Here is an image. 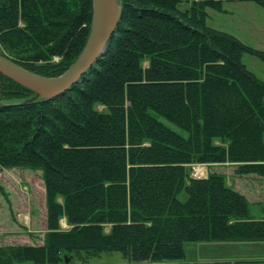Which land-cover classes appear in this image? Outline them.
<instances>
[{"label": "trees", "instance_id": "16d2710c", "mask_svg": "<svg viewBox=\"0 0 264 264\" xmlns=\"http://www.w3.org/2000/svg\"><path fill=\"white\" fill-rule=\"evenodd\" d=\"M119 2L105 53L71 89L44 98L0 73V167L42 172L47 225L41 244H1L0 264L111 250L152 264L184 259L189 241L264 240L225 173L190 172L230 162L264 183V79L243 60L264 50L208 24L223 0ZM92 18L93 0H0V52L60 75Z\"/></svg>", "mask_w": 264, "mask_h": 264}, {"label": "rangeland", "instance_id": "374dc122", "mask_svg": "<svg viewBox=\"0 0 264 264\" xmlns=\"http://www.w3.org/2000/svg\"><path fill=\"white\" fill-rule=\"evenodd\" d=\"M241 1L223 0L221 8L208 7V24L234 33L249 45L264 50V6L258 5L259 3L254 0ZM185 6V4H181L182 8ZM59 59L60 57L57 55L53 61ZM243 60L249 69L264 79V59L251 53H245ZM1 83L0 78V88H2ZM98 108L103 109L102 106H98ZM216 164L221 163H204L205 175L209 171H224V166H216ZM230 169L232 171L234 167H230ZM232 174L234 173L231 172ZM227 175L230 178V175ZM260 179L246 175L241 180L243 191L250 194L251 199L254 194L264 199V183L260 182ZM251 184L256 188L254 186L250 188ZM180 197L186 198V193L182 192ZM62 225L68 227L66 218L62 219ZM46 231V191L42 172L20 166L0 167V245L41 244ZM262 245L264 242L259 243L252 240L189 241L185 244L186 256L184 259L152 264H231L218 261L230 257H252L261 253ZM81 253L83 254L74 257L69 262L59 260L44 264H130L128 258L119 250L103 251L97 254ZM17 264L38 263L26 259Z\"/></svg>", "mask_w": 264, "mask_h": 264}, {"label": "water", "instance_id": "95a60500", "mask_svg": "<svg viewBox=\"0 0 264 264\" xmlns=\"http://www.w3.org/2000/svg\"><path fill=\"white\" fill-rule=\"evenodd\" d=\"M122 6L118 0H93V18L89 37L74 64L57 76L36 73L0 52V73L37 91L36 96L52 98L71 89L105 53L118 29ZM66 262L71 258L64 255Z\"/></svg>", "mask_w": 264, "mask_h": 264}, {"label": "crops", "instance_id": "0c3cea01", "mask_svg": "<svg viewBox=\"0 0 264 264\" xmlns=\"http://www.w3.org/2000/svg\"><path fill=\"white\" fill-rule=\"evenodd\" d=\"M233 1L240 2L241 0H233ZM241 2H243V0ZM251 2H254V1H251ZM256 4H258V3H256ZM258 5L264 6L262 4H258ZM216 166H224L223 167L224 171H222V173H225L226 175L227 174L230 175V178L227 175V182L230 186H232L235 189L240 190L241 192L247 194L246 192L243 191V185L241 182L243 177H240L237 174L235 175L236 172H234V169L237 168L236 163L226 162V163L216 164ZM230 167H232V168L234 167V169L231 171ZM231 172L234 173V174H232L233 176L231 175ZM249 183H251V182L249 181ZM258 183H259V181L257 182V184ZM261 185L262 184H260V186ZM250 188H253L252 184L250 185ZM254 188H256V186ZM249 195L250 194H247V196L250 200V212H251L252 218L253 219H264V199H262L260 196H257L256 194H254L253 199H251L249 197ZM236 241H240V240H236ZM252 241L259 242V243L264 242V240H252ZM262 247H263V249H262L261 253L254 255L252 257H248V258L230 257L229 259H219L218 262H229L231 264H264V245H262ZM160 263H162V262H160Z\"/></svg>", "mask_w": 264, "mask_h": 264}, {"label": "built area", "instance_id": "2783aa9c", "mask_svg": "<svg viewBox=\"0 0 264 264\" xmlns=\"http://www.w3.org/2000/svg\"><path fill=\"white\" fill-rule=\"evenodd\" d=\"M204 163H196L191 165V174L193 177L202 178L205 175Z\"/></svg>", "mask_w": 264, "mask_h": 264}]
</instances>
